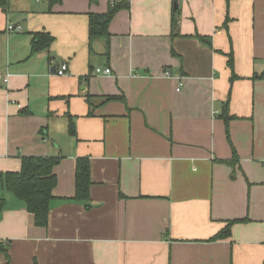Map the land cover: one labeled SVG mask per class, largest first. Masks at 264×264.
<instances>
[{"label":"crops","instance_id":"crops-1","mask_svg":"<svg viewBox=\"0 0 264 264\" xmlns=\"http://www.w3.org/2000/svg\"><path fill=\"white\" fill-rule=\"evenodd\" d=\"M109 3L0 7V175L59 159L45 227L0 181V264H263L264 0H129L89 40ZM39 32L53 39L33 52ZM82 157L88 207L72 199Z\"/></svg>","mask_w":264,"mask_h":264},{"label":"trees","instance_id":"trees-1","mask_svg":"<svg viewBox=\"0 0 264 264\" xmlns=\"http://www.w3.org/2000/svg\"><path fill=\"white\" fill-rule=\"evenodd\" d=\"M61 0H48L49 5L60 2ZM8 0H0V7L6 10ZM129 0H110L108 10L105 13L93 14L88 17V37L89 40L95 37H109L108 25L113 16L122 9H129ZM174 21V19H173ZM53 37L46 32H39L35 35V44L32 51L44 49L49 46ZM199 39L206 45L210 46V40L199 36ZM227 65L232 71L231 81L237 78L233 72V56L227 54ZM121 99L117 96H110L106 101ZM223 117L227 124L231 116L227 115V102L223 105ZM68 130L74 134V127L69 117ZM228 135V133H227ZM233 154L236 153L233 151ZM59 159L52 156H23L21 165L17 171H8L0 175L1 186L3 190L10 193L16 199L21 201L27 211L32 213L35 225L45 227L48 222L50 201L52 199V189L56 184V175L53 172L54 166ZM91 185L89 161L85 158H78L75 166V194L72 198L80 201L88 207L89 186ZM6 199L0 197V212L5 208ZM234 221H229L227 226L214 235L210 240H217L229 236V226ZM0 252L4 254L8 261L7 243L0 241ZM264 264V263H263Z\"/></svg>","mask_w":264,"mask_h":264},{"label":"built area","instance_id":"built-area-1","mask_svg":"<svg viewBox=\"0 0 264 264\" xmlns=\"http://www.w3.org/2000/svg\"><path fill=\"white\" fill-rule=\"evenodd\" d=\"M20 26H14L11 23L7 24V30L12 31V30H19ZM68 66L66 63H62L59 68L56 69V73L58 75H65L67 73ZM111 69L109 67H95L94 69L91 70V75H110L111 74ZM165 76L166 77H171V73L169 71H165ZM8 81V76L3 77V82L7 83Z\"/></svg>","mask_w":264,"mask_h":264}]
</instances>
